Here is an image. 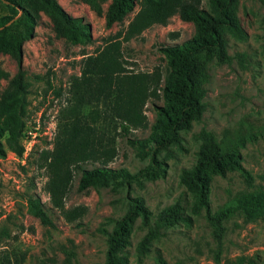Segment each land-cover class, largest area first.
I'll return each mask as SVG.
<instances>
[{"label":"rangeland","instance_id":"1","mask_svg":"<svg viewBox=\"0 0 264 264\" xmlns=\"http://www.w3.org/2000/svg\"><path fill=\"white\" fill-rule=\"evenodd\" d=\"M56 1L69 15L89 24L93 42L84 46L68 43L54 32L51 21L41 12L34 35L22 44L21 71L26 83L25 127L20 139L23 151L16 155L2 143L5 153L0 156V264H102L111 219L121 216L133 197H139L152 215L177 203L181 219L161 229L160 236L149 243L147 253L139 254L136 246L147 227L137 218L129 244L122 252L129 264H225L241 257L263 261L264 213L252 222L243 221L238 214L223 220L219 245L207 217L238 193L264 188V0H238L237 16L245 38L237 41L227 37L230 59L209 63L200 119L179 131L177 144L156 153L163 175L154 180H131L115 188L96 186L79 191L80 171L73 170L63 206L81 207L83 215L72 222H67L51 205L44 190V169L37 167L38 154L51 148L57 122L70 100V77L79 73L81 53L94 54L108 34L124 29L137 5L122 21L106 27V3L102 5L103 14L96 16L75 0ZM200 7L208 10L207 0H200ZM4 12L0 5V14ZM192 34V24L174 15L165 26L154 25L136 38L122 42L123 65L132 72L161 68L164 62L158 49L180 43ZM0 67L9 77L17 70L14 59L2 52ZM5 86L6 81L1 80L0 89ZM162 103L160 94L146 101L143 113L149 124L154 117L153 106ZM97 105H86L80 111L87 119L92 116L113 146L115 155L107 166L136 172L148 163L149 151L140 155L126 138H144L148 128L130 129L124 137L118 131V121L103 119L102 107ZM201 129L218 137L241 136L244 142L239 147L240 165L249 174L248 182L235 171L223 178L215 176L210 185L208 214L204 209L195 212L192 194L180 182L181 169L190 167L196 159L200 144L196 135ZM94 165L97 163L85 162L81 167L89 169ZM28 195L40 199L50 225L41 224L27 211Z\"/></svg>","mask_w":264,"mask_h":264},{"label":"trees","instance_id":"2","mask_svg":"<svg viewBox=\"0 0 264 264\" xmlns=\"http://www.w3.org/2000/svg\"><path fill=\"white\" fill-rule=\"evenodd\" d=\"M75 1L85 4L96 16L103 14L102 5L106 3V27L122 21L136 5L137 9L125 28L108 34L94 54L81 53L79 73L70 77V100L57 122L51 148L38 154L37 167L44 169L46 177L44 190L51 205L67 222L83 215L81 207L65 209L63 206L73 170L80 171L79 191L96 186L115 188L131 180H154L163 175L162 162L156 158V153L170 144H177L179 131L188 129L193 121L200 119L209 63L230 59L226 49L227 37L237 41L245 38L237 16L238 0H207L208 10L200 7V0ZM0 5L5 9L0 14V52L9 54L17 68L16 73L9 77L0 67V83L1 80L6 81V86L0 89V156L5 153L3 144L9 151L21 155L23 147L20 139L26 116V83L21 71L22 44L34 35L40 13L49 18L54 32L72 45L91 44L93 38L89 24L80 17L69 15L56 0H0ZM174 15L192 24V36L158 49L164 62L161 68L157 66L150 72L127 70L121 55L122 42L136 38L154 25L165 26ZM159 94L163 103L153 106L154 117L149 124L143 106L148 99L158 98ZM97 103L102 107V118L117 120L118 131L124 137L130 129L148 128L144 138H126L140 155L149 151L148 163L136 172L107 166L115 155L113 146L92 116L87 119L80 111L89 104L98 107ZM95 113L99 115L97 110ZM196 136L200 142L196 159L190 167L181 169L180 182L191 192L195 212L204 209L208 214L210 185L215 176L223 178L228 172L235 171L246 182L249 181V174L240 165L239 147L244 141L241 136L218 137L204 129ZM85 162L97 165L84 169L81 165ZM25 203L27 211L41 224H51L37 196L28 195ZM179 210V205L173 203L152 215L139 197H133L126 211L111 219L102 264H129L122 252L129 244V235L137 218L147 231L136 248L139 254H146L149 243L160 236V230L181 219ZM263 213L264 188H259L238 193L207 219L213 226L214 238L219 245L223 220L238 214L243 221L252 222ZM65 255L70 256L69 253ZM225 264H264V260L257 262L241 257Z\"/></svg>","mask_w":264,"mask_h":264}]
</instances>
